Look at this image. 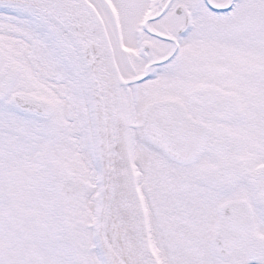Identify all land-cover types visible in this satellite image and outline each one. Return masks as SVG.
Listing matches in <instances>:
<instances>
[{
    "label": "snow or ice",
    "instance_id": "snow-or-ice-1",
    "mask_svg": "<svg viewBox=\"0 0 264 264\" xmlns=\"http://www.w3.org/2000/svg\"><path fill=\"white\" fill-rule=\"evenodd\" d=\"M0 264H264V0H0Z\"/></svg>",
    "mask_w": 264,
    "mask_h": 264
}]
</instances>
